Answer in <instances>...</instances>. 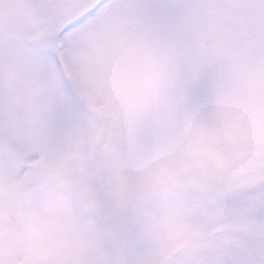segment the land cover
<instances>
[{"label": "snow or ice", "instance_id": "obj_1", "mask_svg": "<svg viewBox=\"0 0 264 264\" xmlns=\"http://www.w3.org/2000/svg\"><path fill=\"white\" fill-rule=\"evenodd\" d=\"M0 264H264V0H0Z\"/></svg>", "mask_w": 264, "mask_h": 264}]
</instances>
